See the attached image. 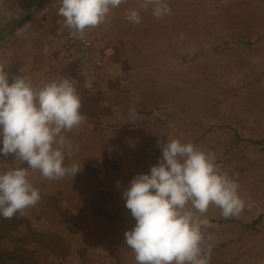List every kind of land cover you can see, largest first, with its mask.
<instances>
[{
	"label": "crops",
	"instance_id": "0c3cea01",
	"mask_svg": "<svg viewBox=\"0 0 264 264\" xmlns=\"http://www.w3.org/2000/svg\"><path fill=\"white\" fill-rule=\"evenodd\" d=\"M1 1L0 10L4 11L2 5L4 1ZM10 2L12 1L10 0ZM55 7L40 10L31 20L24 21V24L17 22L18 16L26 14L29 7L14 14L17 17L11 15L10 19H8L9 13H5L6 16L4 15L2 20L4 23H0V67H3L4 71L9 74L10 83L12 77L20 75L21 71L31 79L36 87H41L44 83L61 77H68L76 81H78L79 75L85 78L77 64H63L58 61L59 44L58 39L56 43L54 40L57 33H55V23L52 22L51 15L53 13H49ZM170 9L175 14L172 17V22L178 29L172 27L169 20L162 22L163 29H175L176 38H179L183 35L181 27L183 11L179 5L171 6ZM209 12L208 14L211 12L216 14L213 10ZM247 13L251 18V21H248L250 29L248 32L242 30L238 37L233 38V33L232 31L230 33L229 30L233 21L231 15L230 20H225L226 28L220 35V39L210 35L214 28L213 24L208 26L209 37L208 41L204 43L208 51L193 60V68L196 71V63L203 61L205 56L209 70L204 74L195 72L192 77L193 93L199 94L198 98L192 102V121L167 117L157 121L162 123L161 128L167 126L163 122L165 119L168 124L174 125L182 121V124L192 127V132L198 131V134H191L187 139L197 142V145L201 147L209 148V152H212L214 148L218 170L224 171L239 185V195L245 201V208L238 216L224 218L221 215V210L213 205L202 217L208 219L211 225L204 232L206 240L204 245L212 247L211 255L213 254L215 257L219 253L225 252V256L232 258V261L224 262V264H264V18L256 16L264 15V6H257L256 11ZM122 20L125 26H122L120 34L124 35L125 48L131 53L127 59L124 57L123 59L128 62H166L168 57L165 52L163 53V50L171 45H181V41H176V44H170L169 41L163 45L160 38L155 42L150 41L153 39L151 20L149 23L132 24L127 22L125 14L122 15ZM119 22L121 24V20ZM196 28L199 29L200 26L198 25ZM141 32H143V37L140 35ZM142 39L147 40L151 55L137 56L138 53L133 52L136 48L143 46ZM119 40L122 39L118 38ZM119 42L121 43V41ZM147 42L145 41V45ZM114 45V50L109 51L108 60L120 55L122 44L114 43ZM219 48L222 49L219 50ZM155 52L161 53L157 57L158 54L154 56ZM214 62L216 64H213ZM76 67L79 72L74 71ZM170 67V65L162 63V72H169ZM137 72L138 70L135 69L130 70L131 75ZM181 77L183 78V75ZM135 80L136 83L138 80ZM181 87H177V92L182 93ZM169 89L170 87L166 90L170 92ZM129 90L126 100L110 105L113 111L112 116L103 118L105 102L92 99L85 92V85L78 86V93L81 96V112L86 115L87 119L78 128L66 134L74 148L78 147L79 151L72 157L66 156L65 164L77 163L82 165V169L75 175L76 179L73 182L68 179L69 177L62 180L38 179L35 182L31 181L34 187L40 190L41 204L45 202L43 199L55 196L57 203L61 206L68 204L72 207L87 206L88 195L86 199H84L86 196L84 195L72 200L73 196H70L69 193L71 194V191L77 188H82V191L86 192L85 183H81L82 181H86L91 186L92 183H89L91 176L87 170L89 163H102V160L110 158L119 161L122 158H130L131 164H134L133 158H142L144 165L135 170V174L149 173L154 155L150 146L152 148V143L156 141L153 138L152 129L156 128V125L152 119H147L146 116L138 120L140 118L135 112L132 113L131 122L125 124L122 121V111L127 113H130L131 110L144 112L150 108L148 102L140 97V93L133 88H129ZM163 91L165 92V89ZM170 94L172 95L170 101L173 102L174 93ZM170 105L171 103H166L160 107L161 111H168ZM118 117L120 118L118 119ZM106 119L112 120L110 124L112 128L104 129V126L101 130L97 128L98 124L102 121L106 122L104 121ZM125 125H128L129 129L125 128ZM186 134L188 133L184 132L179 137L186 136ZM167 136V133H162V138ZM128 138L129 141L140 144L141 148L137 149L134 143L133 146L136 149L125 153L121 152L122 143L126 142ZM109 140H113L114 146L111 151H106L105 142ZM20 163L18 161L16 166ZM36 172H31V174ZM82 184H84V188L81 186ZM111 205L114 206V209ZM30 209L34 210L35 207ZM115 209L116 205L113 202L103 203L102 212L107 214L92 217L85 215L87 224L78 230L72 229L62 220L56 221L57 228L52 226L54 223H49L48 228L55 231L70 246L74 260L81 257L80 254L87 257L95 252L96 254H106V250L117 247L127 253L130 250L126 243H124V247H121L120 243L125 242L124 233L134 227L135 220L131 217V213L122 217L120 215L112 217L111 214ZM32 212L29 213L32 214ZM124 213L126 214V212ZM31 214L20 216L28 219ZM83 217L84 215L81 216V218ZM37 223L42 222L37 221L36 224L34 222L35 225ZM35 227L40 229L39 225ZM205 250L207 251V249ZM250 256L251 258H249ZM211 258L209 264H212Z\"/></svg>",
	"mask_w": 264,
	"mask_h": 264
},
{
	"label": "clouds",
	"instance_id": "9594fccd",
	"mask_svg": "<svg viewBox=\"0 0 264 264\" xmlns=\"http://www.w3.org/2000/svg\"><path fill=\"white\" fill-rule=\"evenodd\" d=\"M127 0H60L58 15L63 26L83 38L86 31L104 23L114 9ZM156 19L171 14L165 0H143ZM125 18L141 23L137 9ZM91 88V83L85 85ZM78 81L61 77L33 85L21 71L12 77L0 67V156H14L27 167L0 172V218L24 215L41 200L40 190L30 182L31 172L43 179L74 178L82 165L65 164L79 151L67 133L87 119L81 112ZM162 156L147 174H137L123 192L125 207L135 220L124 233L125 243L136 264H209L211 246L205 250V230L210 221L202 218L210 206L224 218L238 216L245 208L238 183L221 173L214 152L192 143L167 139Z\"/></svg>",
	"mask_w": 264,
	"mask_h": 264
},
{
	"label": "rangeland",
	"instance_id": "374dc122",
	"mask_svg": "<svg viewBox=\"0 0 264 264\" xmlns=\"http://www.w3.org/2000/svg\"><path fill=\"white\" fill-rule=\"evenodd\" d=\"M3 1L4 3L2 5L4 6V11L0 10V23H4L2 20L6 16L5 13H9L8 19H10L11 15L13 17L15 16L14 14H18V12H22L27 9V7H29V9L26 10V14H20L21 16H18L19 18L17 22L19 24H24V21L27 22L31 20L32 17H34L40 10L50 7L53 8V6H56L52 12L49 13H53V15H51L52 22L53 24L55 23V33H57L56 36H54L55 43L57 42V39L59 41L60 29L64 23L63 17L58 15L60 0H11L15 4L10 2V0H2L1 2ZM142 2L143 0H127L126 4H122L119 8L114 9L107 17L106 21L98 26L97 31L99 40L104 46L107 47V49H110V52L114 50V43L117 45L122 44L120 47V55L109 60L108 70L110 72L107 74L109 76H106L102 85H98L97 87L91 82L87 81L86 78H82L79 75L78 86L81 87V85L91 83V88L85 87V92H87V94L92 99H95V101L105 102L103 118L112 116L113 111L110 105H113V103L116 104V102H123L126 100V98H128V94L130 92L129 88H133V90H136L138 93H140V97L148 102L150 108H147L144 112L131 110L130 113H127L126 111H122V121H124L125 124L131 122L133 118V112L138 114V117L140 118L138 120H141L146 116L147 119L149 118L154 121L156 128L152 129V133L153 138L156 139V141L152 143L153 146L152 148L150 146V150L154 154L152 166H155L158 164L162 156L160 144L166 142L167 139H178L182 143H192L200 150L209 152V148L201 147L197 145V142L187 139V137L191 134H198V131H196V133L192 132V127L181 123L183 120L192 121V102L199 96V94L193 93L192 77L194 73L200 72L204 74L209 70V64L207 61L205 62V56L203 61L196 63V71L193 68V60L198 55L205 54L208 51V48L204 45V43L208 41L209 36L207 29H209L208 26H210V24H213L214 26L210 35L220 39V35L224 33L226 28L225 20H230L231 15L233 21L231 22L232 25L229 30L230 33L232 31L233 38L238 37L241 35L242 30L248 32L250 29L248 21H251V18L247 12H254L256 11L257 6H264V0H165V3L169 7L179 5L183 11V15L181 16L183 18V21H181L183 35L179 38H176L175 29H163L164 25L162 22H167L168 20L172 27H177L172 22V17L175 16L174 13L171 12L170 15H166L162 19H156L152 14L151 8L145 10L140 7ZM128 9H137L139 11L141 16V24L149 23V20L152 21L153 39L150 41L155 42L160 38L163 45L167 44L166 42L169 41L170 44H176V41H181V45H171L170 47H167V49L163 50V53L165 52L167 54L168 61L162 63L171 66V70L170 68L168 70L169 72H162L163 66L161 69L162 63L160 62H128L127 60L123 59V57L127 59L128 55L131 54L130 51L125 48L126 40L124 35L120 34L122 26H125V23L122 20V15H124ZM212 10L216 13L215 15L213 12L208 14L210 13L209 11ZM256 16L259 18H264V15ZM119 20H121V24ZM198 25L200 26L199 29L196 28ZM193 27L195 28L193 29ZM135 32L136 31L134 30V34ZM140 35L143 37V32H141ZM118 38L122 39L119 40L121 43L118 41ZM144 40L145 39L141 40L143 46L138 47L135 49V51H133L134 53H138L137 56L151 55V50L148 49V42L145 40L147 42V45H145ZM221 49L222 48H219V50ZM160 53L155 52L154 56L158 54V57ZM219 63L220 61L218 60V64ZM213 64L216 63L214 62ZM77 69L78 68L76 67L74 71ZM133 69L138 70V72L134 75H131L130 70ZM115 75L116 77H114ZM182 75L183 78L181 77ZM135 79L138 80L136 83ZM133 83L136 85L134 86ZM181 85L183 86L181 87ZM168 87H170V92L166 90ZM177 87L182 88V93L180 91L177 92ZM164 89L165 92L163 91ZM170 93H174L173 102L170 101L172 96ZM166 103H171V105L169 106L168 111L163 110V112L161 111L160 107H163V105ZM165 117L170 119L180 118L182 121L179 122L180 124L178 123L174 125L168 124L167 120L165 119L163 122L166 123L167 126L161 128L163 126L162 123H158L157 121H160L161 118L164 119ZM119 118L120 117H118V119ZM104 121L106 122L102 121L98 124L97 128L100 130L103 128V126L105 127L104 129L112 128L110 125L112 120L106 119ZM125 128L129 129L128 125H125ZM184 132L188 134L180 138V134ZM162 133H167L168 136L162 138ZM129 140L130 139L128 138L126 142L122 143V149H120L121 152L125 153L129 152L131 149L134 150L136 148H141L140 144ZM134 143L136 144V148L133 146ZM113 146V140L105 142L106 151H111ZM214 151L215 149L213 148L212 152ZM132 160L134 164H131L130 158H122L120 161L110 158L107 160H102V163H89L87 170L91 176H88L91 178L89 182L92 183L91 186L86 181H82L81 183H85V187L87 189L86 192L82 191V188H77L72 190L71 194L69 193L70 196H73L72 200L76 197H83L84 195H86L84 196V199H86L88 195L89 200L87 199V206L79 205L72 207V205L69 204L67 206H61L57 203L55 196H49L48 198L43 199L45 202H42V204L39 201L34 210H26L24 216L31 214L29 213L30 211L34 212H32L28 219L22 218L24 216H18V226L13 228V230L10 232L9 238L6 237V239L3 241V250L7 254H10L16 250L20 252L27 251L28 253H33L34 259L40 264H136L134 254L130 248H128V250H130L129 252L124 253V251L118 247L116 249L111 248L106 250V254H101L99 252V254H96L95 252L88 257L84 254H80L81 257H78L74 260L72 258L70 246L66 244L60 238V236L56 234L55 231L48 228L49 223H54L52 226L57 228L56 221L58 222V220H62L65 222V224L72 227V229L78 230L81 226L87 224L85 215L92 217L94 215L107 214L102 212L103 203L107 204L113 202L116 205L114 213L111 214L112 217H118V215H120V217L128 215L130 210L125 207L123 192L127 190L130 181L137 175L135 174V170L144 165V159L142 158H133ZM17 162L18 160H15L14 156L12 155H9L8 157L0 156V172L7 171L10 168L15 167H27L26 164L22 163L16 166ZM220 172L223 173L224 171L220 170ZM38 179H43L39 172L30 174L29 176L30 182H35ZM68 179L73 182L76 178L69 176ZM81 186L84 188V184ZM68 201H71V199H68ZM112 207L114 209V206ZM124 212H126V214ZM82 215H84L83 218H81ZM33 221L35 224L37 221L42 223H37V225H35ZM38 225L40 226V229L35 227ZM124 243L125 242L120 243V246L124 247ZM204 247L205 249L208 248L207 245H204ZM225 255V252L219 253L216 255V257L212 254V264L215 262L216 264H224V262L232 261V258H229V256ZM249 258H251V256ZM5 264L15 263L9 261L8 255L5 259Z\"/></svg>",
	"mask_w": 264,
	"mask_h": 264
},
{
	"label": "built area",
	"instance_id": "2783aa9c",
	"mask_svg": "<svg viewBox=\"0 0 264 264\" xmlns=\"http://www.w3.org/2000/svg\"><path fill=\"white\" fill-rule=\"evenodd\" d=\"M97 28L88 29L84 37L80 38L62 26L58 41V61L63 64H77L86 80L98 87L109 76L110 49L100 42Z\"/></svg>",
	"mask_w": 264,
	"mask_h": 264
},
{
	"label": "trees",
	"instance_id": "16d2710c",
	"mask_svg": "<svg viewBox=\"0 0 264 264\" xmlns=\"http://www.w3.org/2000/svg\"><path fill=\"white\" fill-rule=\"evenodd\" d=\"M19 214L14 216L12 219H3L0 218V264H5V259L9 255V261L15 264H40L34 259L33 253H28L27 251H14L10 254H7L3 248L2 243L9 238L10 232L18 226ZM23 253V254H22ZM22 254V255H21Z\"/></svg>",
	"mask_w": 264,
	"mask_h": 264
}]
</instances>
